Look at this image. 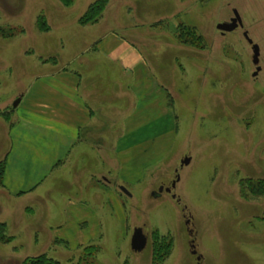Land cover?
<instances>
[{
	"label": "rangeland",
	"instance_id": "rangeland-1",
	"mask_svg": "<svg viewBox=\"0 0 264 264\" xmlns=\"http://www.w3.org/2000/svg\"><path fill=\"white\" fill-rule=\"evenodd\" d=\"M92 1L0 0V112L7 113L0 115V160L12 112L25 117L37 100L31 94L13 104L61 69L88 75L102 116L96 113L92 139L62 148L53 167L46 154L25 157L16 147L10 184L38 189L9 198L0 185V222L11 237L0 242V264L41 253L69 263L89 244L99 247L92 264H198L197 256L200 264H264V194H240L243 180H264V0H109L96 23L80 25ZM233 10L243 27L221 34L216 26ZM39 14L47 31L36 27ZM178 24L193 26L203 47L179 43ZM244 31L259 47L257 77ZM109 34L138 49L148 76L142 87L160 88L163 97L131 98L130 73L90 50ZM136 103L141 123L125 126ZM123 134L128 152L119 160ZM183 157L189 162L181 164ZM176 174L175 198H155ZM138 227L147 236L140 252L130 247ZM154 230L172 237L173 247L153 263Z\"/></svg>",
	"mask_w": 264,
	"mask_h": 264
},
{
	"label": "crops",
	"instance_id": "crops-1",
	"mask_svg": "<svg viewBox=\"0 0 264 264\" xmlns=\"http://www.w3.org/2000/svg\"><path fill=\"white\" fill-rule=\"evenodd\" d=\"M100 49L104 53L101 52L102 55L106 57L102 59H104L107 66L115 64L123 73H130L129 90L132 93L130 95L131 98L134 97L136 99V102L141 103L145 96H164V94L160 92V88L151 89L150 87H142L143 81L148 77L146 74L141 76L143 66H145L146 63L142 54L134 45L118 36L109 34L96 43V52L100 51ZM98 59L97 57V60ZM98 61H100V59ZM64 70L65 69H61V71H57L54 75H49L50 77L44 78L40 81L39 88L29 89L27 96L26 93L22 95L20 102L22 98H27L31 94L35 96L34 99L37 100L30 106L25 117H22V115L20 117H15L12 112L11 121L6 128V138L9 148L3 156L6 162V169L3 178V186L1 187L9 198L17 196L19 198H24L32 195V193L38 189L36 188L38 184L31 185V183H28V186L25 188H14L10 184L12 183L10 182V163L12 162V157L16 152L17 146L22 147L21 149L25 157H29L30 155L33 156L38 153L46 154L45 156L49 157L53 163L61 160L57 155H59L62 148L66 147V152L68 153L71 152L77 144H87L93 137L96 113L100 120L102 119V116H100V108H96L95 105L97 99L94 96L95 94H88V91L91 89H88L90 83L84 80L88 75L84 76L75 71L63 72ZM48 80H52L53 83H49ZM116 81L117 80H115V82ZM141 88H144V91L140 93ZM139 103L135 104L131 113L125 118V126H127V123H132V121L136 125L141 123V121L138 122V117H140L142 113L141 108L138 109L137 106ZM150 106L155 108L158 106V103L155 101L151 102ZM20 122L24 125L20 124ZM136 125L129 128V130L137 129ZM24 126L37 128L38 131L20 129V127ZM132 135L133 134H131V136ZM124 136L125 134L120 135L115 143L116 154L118 156L122 154L119 160L128 152L126 151L127 147L121 148L119 143L120 139L124 138ZM44 137H46L47 140ZM19 138H23V140H20L22 142L18 140ZM34 140L37 141V144ZM129 148H134V146H129ZM52 163L50 165L53 167L56 163Z\"/></svg>",
	"mask_w": 264,
	"mask_h": 264
},
{
	"label": "trees",
	"instance_id": "trees-1",
	"mask_svg": "<svg viewBox=\"0 0 264 264\" xmlns=\"http://www.w3.org/2000/svg\"><path fill=\"white\" fill-rule=\"evenodd\" d=\"M64 6H70L74 0H59ZM109 0H93L90 2L83 13L78 17L77 22L80 25L94 24L101 17L104 9L106 8ZM36 27L40 31H47L49 26L45 21V16L39 14L36 17ZM156 25V24H154ZM175 37L177 41L181 44L202 48L204 39L197 33L193 26L178 24L175 27ZM91 51L96 52V42L92 44ZM53 61L54 58L48 59ZM47 60V61H48ZM46 61V60H44ZM2 117H6V112H0ZM5 174V159L0 160V185L3 183V178ZM240 194L243 197L248 195L256 196L264 194V180H253L247 178L241 182ZM153 257L152 262H158L163 260L165 256L171 253L173 247V239L166 234H160L157 230L153 232ZM11 237L6 234V224L0 222V242H8ZM99 251V247L94 244L85 245L82 247V253L75 261H70L69 263H61L55 258L49 257L46 253H41L35 256H27L22 264H92V260L96 253ZM90 259V260H89Z\"/></svg>",
	"mask_w": 264,
	"mask_h": 264
},
{
	"label": "water",
	"instance_id": "water-1",
	"mask_svg": "<svg viewBox=\"0 0 264 264\" xmlns=\"http://www.w3.org/2000/svg\"><path fill=\"white\" fill-rule=\"evenodd\" d=\"M238 25H242V20L241 17L239 15V13L236 10H233V16L230 18V20L228 22H220L217 24L216 28L221 31V32H229L234 30L235 28H237ZM244 38L246 39V41L251 44V50H252V63L257 65L256 66V70L253 73L254 75H256L258 73V71L260 70V66H258V62H259V47L257 44L253 43L252 40L248 37L247 32H244ZM20 101V99H18L13 106L15 107L18 102ZM189 162V158L188 157H183L181 164H186ZM179 177L176 178V180H178ZM174 186V183L172 184ZM121 188V190H123V192L127 193L126 190L123 187H119ZM170 190V189H167ZM147 245V237L146 235L143 233L142 228L138 227L135 228L132 232L131 238H130V247L133 251L136 252H140L142 251ZM192 254H195L196 251L193 249ZM197 261L200 260V256L196 257ZM200 264V263H199Z\"/></svg>",
	"mask_w": 264,
	"mask_h": 264
},
{
	"label": "flooded vegetation",
	"instance_id": "flooded-vegetation-1",
	"mask_svg": "<svg viewBox=\"0 0 264 264\" xmlns=\"http://www.w3.org/2000/svg\"><path fill=\"white\" fill-rule=\"evenodd\" d=\"M243 27V24L242 25H238L237 28H242ZM236 29V28H235ZM221 32V31H220ZM245 32V31H244ZM244 32L242 33L243 37H244ZM225 33V32H224ZM223 32H221V34H224ZM252 61V60H251ZM253 64V63H252ZM255 66V70H256V66L255 64H253ZM255 72V71H254ZM253 72V73H254ZM260 72V70L258 71V73ZM258 73L256 75L252 74L253 77H257ZM178 177V174H176L175 176V179H172L171 182H170V186H164V184H160L157 188V191H153V196L156 198V197H161L164 193H168L171 195L172 198H175V195L172 194V189L174 188L176 182L178 180H176V178ZM174 183V186L172 185ZM167 189H170V190H167ZM177 202L179 201L178 198L176 199ZM143 231V230H142ZM147 237V236H146ZM191 251L193 250V247L191 246ZM197 260V259H196ZM200 260H201V257H200ZM200 260L198 261V264L200 263Z\"/></svg>",
	"mask_w": 264,
	"mask_h": 264
}]
</instances>
